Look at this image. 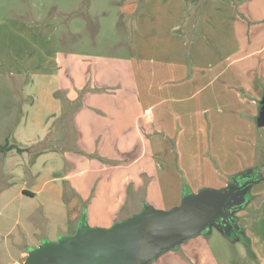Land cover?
Listing matches in <instances>:
<instances>
[{"label":"crops","instance_id":"obj_1","mask_svg":"<svg viewBox=\"0 0 264 264\" xmlns=\"http://www.w3.org/2000/svg\"><path fill=\"white\" fill-rule=\"evenodd\" d=\"M119 3L125 54L59 53L0 151V264L74 235L83 212L104 229L140 214L171 174L189 185L178 199L261 179L235 215L259 243L244 210L261 202L264 221V0Z\"/></svg>","mask_w":264,"mask_h":264},{"label":"rangeland","instance_id":"obj_2","mask_svg":"<svg viewBox=\"0 0 264 264\" xmlns=\"http://www.w3.org/2000/svg\"><path fill=\"white\" fill-rule=\"evenodd\" d=\"M120 9L118 0H0V146L26 119L25 108L31 106L34 93L54 81L59 53L108 58L125 54L127 36L122 25L127 18ZM171 175L163 199L156 195L144 206L159 212L181 206L186 192L175 198L177 186L189 185L181 175ZM244 211L253 213L250 230L258 244L236 227L222 230L211 225L208 234L163 252L150 264H260L255 247L261 248V237L264 241L261 202L258 206L252 201Z\"/></svg>","mask_w":264,"mask_h":264},{"label":"water","instance_id":"obj_3","mask_svg":"<svg viewBox=\"0 0 264 264\" xmlns=\"http://www.w3.org/2000/svg\"><path fill=\"white\" fill-rule=\"evenodd\" d=\"M257 123L264 128V100ZM259 182L255 176L233 178L220 191L186 192L181 206L170 212L144 206L140 214L108 229L91 228L83 212L74 235L30 249L25 264H150L163 252L208 234L211 225L240 231L234 215L249 202V187Z\"/></svg>","mask_w":264,"mask_h":264},{"label":"trees","instance_id":"obj_4","mask_svg":"<svg viewBox=\"0 0 264 264\" xmlns=\"http://www.w3.org/2000/svg\"><path fill=\"white\" fill-rule=\"evenodd\" d=\"M10 149V147L0 146V151H8Z\"/></svg>","mask_w":264,"mask_h":264}]
</instances>
